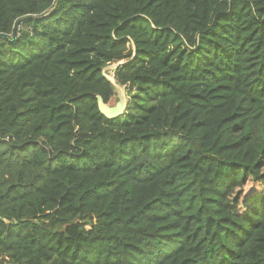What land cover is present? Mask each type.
Wrapping results in <instances>:
<instances>
[{"label":"trees","instance_id":"trees-1","mask_svg":"<svg viewBox=\"0 0 264 264\" xmlns=\"http://www.w3.org/2000/svg\"><path fill=\"white\" fill-rule=\"evenodd\" d=\"M0 35V264H264V0H0Z\"/></svg>","mask_w":264,"mask_h":264},{"label":"rangeland","instance_id":"rangeland-1","mask_svg":"<svg viewBox=\"0 0 264 264\" xmlns=\"http://www.w3.org/2000/svg\"><path fill=\"white\" fill-rule=\"evenodd\" d=\"M115 69H116V65H112L107 67L104 71L106 76L109 79H111L115 85V95L110 101L109 105L116 106L119 103L126 102V110H127L130 103L132 102V95H134V92L131 93L132 91L128 87H122L115 83L114 81Z\"/></svg>","mask_w":264,"mask_h":264},{"label":"water","instance_id":"water-1","mask_svg":"<svg viewBox=\"0 0 264 264\" xmlns=\"http://www.w3.org/2000/svg\"><path fill=\"white\" fill-rule=\"evenodd\" d=\"M0 38L7 39V37L4 35H0ZM96 98H97L98 108H99L100 113L108 119L119 118L123 116L124 113L126 112V102L119 103L116 106H111L109 104H106L104 99L101 96L98 95L96 96Z\"/></svg>","mask_w":264,"mask_h":264}]
</instances>
